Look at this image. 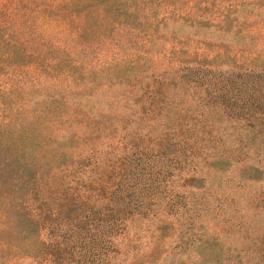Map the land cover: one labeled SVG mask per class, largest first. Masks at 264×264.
Segmentation results:
<instances>
[{
	"label": "trees",
	"instance_id": "trees-1",
	"mask_svg": "<svg viewBox=\"0 0 264 264\" xmlns=\"http://www.w3.org/2000/svg\"><path fill=\"white\" fill-rule=\"evenodd\" d=\"M145 82L128 111L81 112L61 140L39 131L19 143L26 129L9 125L21 187L3 197L6 220L44 235L40 264H257L264 190L247 184L264 180V66L188 64ZM243 203L261 225L237 218Z\"/></svg>",
	"mask_w": 264,
	"mask_h": 264
},
{
	"label": "rangeland",
	"instance_id": "rangeland-1",
	"mask_svg": "<svg viewBox=\"0 0 264 264\" xmlns=\"http://www.w3.org/2000/svg\"><path fill=\"white\" fill-rule=\"evenodd\" d=\"M199 63L264 66V0H0V264H40L44 238L6 220L3 197L21 187L20 167L7 164V127L26 129L23 137L15 132L19 143L29 134L40 141L39 131L61 140L81 112L93 118L124 108L148 77ZM133 65L146 69L127 72ZM237 164L226 170L235 179ZM247 187L264 190V180ZM238 205L245 226L261 225L259 211ZM240 235L233 229L226 238Z\"/></svg>",
	"mask_w": 264,
	"mask_h": 264
}]
</instances>
